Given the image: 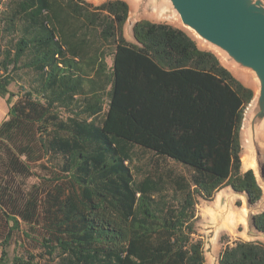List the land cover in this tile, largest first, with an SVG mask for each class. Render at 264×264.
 <instances>
[{
  "label": "trees",
  "instance_id": "1",
  "mask_svg": "<svg viewBox=\"0 0 264 264\" xmlns=\"http://www.w3.org/2000/svg\"><path fill=\"white\" fill-rule=\"evenodd\" d=\"M128 9L122 0H5L0 8V97L9 105L0 194L15 193L35 166L44 171L38 184L19 187L0 264H206L197 198L226 186L252 203L262 196L253 171L241 169L252 90L170 24L138 21L130 43ZM133 146L189 174L136 182ZM18 219L44 262L30 252L8 258ZM253 223L264 231V210ZM218 264H264V243L236 240Z\"/></svg>",
  "mask_w": 264,
  "mask_h": 264
},
{
  "label": "water",
  "instance_id": "2",
  "mask_svg": "<svg viewBox=\"0 0 264 264\" xmlns=\"http://www.w3.org/2000/svg\"><path fill=\"white\" fill-rule=\"evenodd\" d=\"M131 1L134 9H128L126 21L132 26V31L134 24L142 20V13L152 8H166L167 17L176 19L180 24L172 26L213 50L228 67L252 76L255 91L243 112L239 132L240 136L243 133L240 157L245 155L253 162L254 166L245 171H253L262 196L252 203L247 192L226 187L243 197L246 241L264 238V231L257 230L253 223L254 215L264 210V161L261 151V143L264 142V0ZM223 195H228L227 191L219 195V200Z\"/></svg>",
  "mask_w": 264,
  "mask_h": 264
},
{
  "label": "rangeland",
  "instance_id": "3",
  "mask_svg": "<svg viewBox=\"0 0 264 264\" xmlns=\"http://www.w3.org/2000/svg\"><path fill=\"white\" fill-rule=\"evenodd\" d=\"M93 5L101 4L109 0H85ZM128 4L129 9H134V5L131 0H122ZM5 0H0V8H4ZM166 8L163 7L156 9H149L148 12L142 13L140 19L150 21L153 23H167L170 25H180L179 22L166 15ZM168 13V12H167ZM130 30L127 31V28ZM190 33V32H189ZM123 35L130 41L135 42L133 38L132 26L126 21L123 25ZM193 38V37H192ZM195 43L200 49L212 52L219 60L220 64L224 66L230 73L244 86L250 88L254 93L255 83L252 76L248 73L235 70L224 64L223 60L213 50L200 45L196 39L193 38ZM110 63V58L108 59ZM10 90L16 92L18 86L16 84L10 85ZM107 98L104 99V111L99 115L103 117L107 109ZM9 105L6 101V97H0V123L8 115ZM241 143L243 142V133L240 136ZM133 161L130 164L133 171L134 178L139 181L145 176H164L168 172H174L175 174H189V169L183 165L166 157L157 156L153 152L143 149L139 146L132 147ZM244 156V155H243ZM264 161V152L262 155ZM251 164L242 162V170L245 171L248 168L253 167ZM44 171H41L35 166L34 174L29 177H18L16 182L17 191L11 195L0 194V241L4 238L12 225V220L9 219L13 216L14 210L21 206L24 198L23 191L19 190V187L24 190H28L32 184H38ZM227 191L228 195H223L219 200V195ZM197 210V222L196 232L197 237L201 238L204 243V255L206 264H218V255L221 249L226 245H233L236 240H246L245 236V222L243 216L245 215L244 200L243 197L234 194L229 187L216 192L212 199L205 200L201 197L197 198L196 204ZM19 220V219H18ZM19 228L15 229L12 235V239L7 247L8 258L11 259L14 254H24L30 252L38 257L41 262L46 260L44 251L40 248L35 241L28 239L22 232L27 230L26 225L19 220ZM251 239V238H250ZM255 241L264 243V238H257ZM1 252V249H0Z\"/></svg>",
  "mask_w": 264,
  "mask_h": 264
},
{
  "label": "bare ground",
  "instance_id": "4",
  "mask_svg": "<svg viewBox=\"0 0 264 264\" xmlns=\"http://www.w3.org/2000/svg\"><path fill=\"white\" fill-rule=\"evenodd\" d=\"M261 151L264 152V142L261 143ZM241 160H242V162H246V163L251 164L252 166H254L253 165V162L250 161L249 158L247 156H245V155L244 156L243 155L241 156Z\"/></svg>",
  "mask_w": 264,
  "mask_h": 264
},
{
  "label": "crops",
  "instance_id": "5",
  "mask_svg": "<svg viewBox=\"0 0 264 264\" xmlns=\"http://www.w3.org/2000/svg\"><path fill=\"white\" fill-rule=\"evenodd\" d=\"M173 27H175V26H173ZM126 39V38H125ZM127 40V39H126ZM128 41V40H127ZM130 42V41H129ZM130 43H134V44H136L137 42L135 41V42H130Z\"/></svg>",
  "mask_w": 264,
  "mask_h": 264
}]
</instances>
